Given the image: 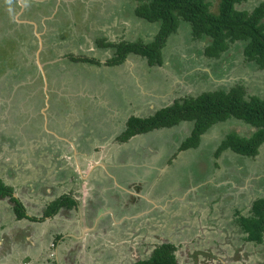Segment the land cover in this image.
<instances>
[{"label": "rangeland", "instance_id": "rangeland-1", "mask_svg": "<svg viewBox=\"0 0 264 264\" xmlns=\"http://www.w3.org/2000/svg\"><path fill=\"white\" fill-rule=\"evenodd\" d=\"M67 1V6L71 8L67 17H70L73 22H78L73 26L76 31L82 30L84 32L87 29L89 33L95 36V26L88 25L86 19L91 13L100 19L102 18L101 20L109 19V17L113 18L111 22L114 23L111 26L116 29L113 33L115 36L114 42L138 39L149 42L158 31L156 24L146 23L143 19L133 17L135 11L134 0ZM124 1H126V5L123 8ZM210 1L211 8L216 11L219 0ZM260 1L245 0L242 4H239V7L252 10ZM43 4L46 5V3ZM33 6L36 10L30 9L31 12H40L42 16H46L44 23H47V26L50 22L53 23L54 16L57 14L54 15L52 11L41 8L43 5L35 4ZM128 11L131 14L128 13L126 17L125 14ZM27 13L29 14L28 10H25L22 14L19 13L17 17L24 19L28 17ZM71 19L66 20L70 21ZM51 23L52 26L50 27H54ZM64 23L65 20L62 24ZM105 33L107 32L101 33L103 38H98L97 44L106 42L104 40L107 39ZM206 44L205 39L194 38L187 25H183L168 38V42L163 49V64L151 65L146 57L130 54L127 60L121 64V66L126 65L124 72H120V76L113 79L111 83H120L122 86L128 83L127 85L131 89L136 86L134 92L138 96L146 98L145 103H143V105L146 104L145 106L140 107V105H137L138 109L141 108L139 115H144L143 117L154 114L158 109L172 104L175 100L197 96L204 91L219 87L231 88L239 84L246 88L248 96H264V69H256L244 60L240 44H233L219 58L208 57L204 54ZM113 51L108 52L109 55H112ZM29 55H31V58L25 57L22 61L14 58L12 63L14 66L10 67L7 80H1L5 82H0L2 84V87L0 85V136L1 134L9 135L13 137L12 139L17 140L15 136L22 134L23 131L24 135H27L28 128L36 132L38 129L36 125L41 122L43 124L44 114H41V110L44 109L46 114L50 116L51 121L55 122L54 120H56V124L50 121L51 124L48 129L51 131L57 129V133L61 137L55 139L56 137L52 133L38 130L37 133L40 137L33 134V136H37L35 138L31 135L34 138L33 142H29L30 137L19 138L24 142L22 147L30 146L27 151L30 158L36 164H40L38 153L41 151V142L48 143L49 141L51 149H58L60 144H63L70 135H73L75 140L79 141L80 133L79 131L72 133L71 128L66 127L73 125L66 123L71 119V115L68 113L71 110V105H69L71 101L67 102V100H63L58 96L61 99V101L59 100L61 107H47L44 105L46 94L39 87V83L43 82L42 76L40 79L35 78L39 82L37 86H34L36 87L34 90H31L28 84H25L24 88L14 89L16 82L22 83L23 78L27 81V77L30 81L31 76L34 77L38 71L36 68L34 69L36 62L33 53L29 52ZM106 57L104 58L108 61L110 57ZM98 58L102 59L101 57ZM101 63L106 64L107 62ZM28 64L33 65V68L30 67L32 70L26 68ZM94 69L85 71L78 66L72 71L71 78L78 84L76 89L80 88L81 85L84 87L82 83L88 78L95 77ZM7 70L0 72V79H3L2 76L5 75L4 73ZM32 71L35 72L32 74ZM35 77H38L37 73ZM51 82L53 83L54 80L51 79ZM96 82L99 83L100 81L96 79ZM104 84L105 82L102 85L107 87ZM60 86L61 84L55 86L58 90H48V94L54 96L52 99L49 98L51 102L54 101L58 91L63 94L70 93L69 85H64V88H60ZM5 91H8L9 95ZM108 91L109 89L100 90L98 92L99 97L96 96L93 101H96L97 106L102 107V109H107V111L113 109L116 114L123 110V118L119 121L121 124L124 123V128L120 132L122 133L126 128L128 119L133 116H125L128 115L130 110L129 96L127 93L125 94L126 98L121 96L122 100L116 102L115 98L110 95V101H112L110 102ZM21 94L24 96L17 103ZM14 95L16 97L13 99ZM106 100L109 101V104L106 103ZM67 113L68 119H65L64 116ZM60 122L64 124L61 125ZM34 126H36L35 129ZM73 128L79 130L80 124L73 126ZM82 128L84 130L85 126ZM166 128L159 131L154 129L144 134V136L141 133L137 138L142 136L145 137L146 141L143 143V148L136 149V151L139 150L136 152L139 158L134 159L133 156L127 155V158L121 160V162H148L153 165V168L147 170H130L133 174L145 173L147 185L139 192L144 193L147 190L152 199L150 205H148L150 207L152 205V208H148L146 217L135 219L132 216V219L135 220L134 223L138 224V228L132 230L130 234L124 232L120 237L110 233L115 238L108 239L106 246L103 248L94 249L89 245V249L86 246L81 251H77L73 247L79 243L78 238L75 236L79 228L73 229L72 227L60 231V234L63 235L61 239H55V236H51L47 241V248L41 242L39 246L42 247V250H35L37 251L35 252L31 249L27 251V245L30 243H27L24 238L27 240L28 233L32 239L37 240V238L32 230L28 229L27 225L30 222L26 220L25 222L28 223L24 224L23 219L22 222L17 221L13 202L6 197L0 199V264H55L58 262V264H134L140 259L149 258L156 246L165 241H171L176 246L175 253L178 264H264V240L262 242L246 240L245 234L239 230L238 225L239 216L248 215L251 212L253 201L264 196V143L260 146L259 153L253 157L243 156L231 149L216 154L222 140L233 129L242 135L251 134L253 128L236 118H230L212 125L201 136L197 147L187 149H181V145L191 136L193 121H181ZM60 131L62 132L60 133ZM155 132L156 134L153 137L152 135ZM9 136H4L2 140L5 143L4 147L7 146L9 156H14V160H12V157L8 159L10 165L14 166L6 168L0 162V178L6 184L13 186L14 194L23 202L25 199H22L17 191V188L21 190V187L14 184L18 163H16L17 158H15L17 153H13V150L18 144L10 142ZM35 139H38V141ZM155 142L161 143V145H157L155 150L150 153L149 149L153 148ZM131 145L133 143H130ZM39 146L40 148L37 151ZM49 150H45V162L46 160L49 162L51 158ZM60 163L62 164L61 160ZM40 174L42 175V173ZM151 177L152 183L148 182ZM192 182L196 184L191 185ZM148 183H151V187ZM197 189H199L198 192ZM65 195L70 196L67 193ZM152 202H157V206H154ZM23 203L25 207L31 210L29 202ZM44 203L45 201L37 202L38 205ZM32 208L35 214H43L37 207ZM30 228L33 229L31 224ZM5 236L9 237L6 240L7 242L4 240ZM17 236L20 241L18 245H16ZM59 239L58 249L65 250L67 255L70 254V256L63 259L55 251L56 242ZM82 245L83 242L80 246ZM40 251L46 252V254L41 256Z\"/></svg>", "mask_w": 264, "mask_h": 264}, {"label": "crops", "instance_id": "crops-1", "mask_svg": "<svg viewBox=\"0 0 264 264\" xmlns=\"http://www.w3.org/2000/svg\"><path fill=\"white\" fill-rule=\"evenodd\" d=\"M67 2V0H0V7H2L0 12V72L8 69L4 73L5 75L2 76L3 79H0V82H5L1 80H7V73L10 67L14 66V64H12L14 58L21 59V61L25 57L31 58L29 52H32L36 62L34 69L36 68V70H38L36 72L38 77H35V73L34 77L31 76L32 79L30 81L28 77L27 81L23 78L22 83H15L14 89L24 88L25 84H28L31 90H34L36 88L34 86H37L39 82V80L36 79L42 77L43 82L39 83V87H41L43 91L56 90L57 87L55 86L58 84H61L60 88H64V85H69L68 88L70 93L63 94L58 91L53 102H51L49 98L52 99L54 96L45 93L46 101L44 105L47 107H61V103L59 102V100L61 101L60 98L67 100V102L71 101V104H69L71 105V110H69L70 112L68 111L71 115V119L70 121H66V123H71L73 125L66 127L71 128L72 133L76 131L80 133L79 141H76L74 136L70 135L63 144H60L58 149H51L49 141L48 143L41 142L42 147L41 151L38 153V162L44 165L36 164L35 161L30 158L27 152L30 146L22 147L24 142L20 140L24 139V137H30L31 140H29V142H33L32 140H34V138H32V136L33 134L39 135L37 133L38 130H45L46 132L52 133L55 135V139L61 137L58 135L57 129L55 131L48 129L53 121L50 120V116L46 114L44 109H42L43 111L41 110L42 113L40 112L44 114L43 124L41 122L36 125L38 128L36 132L28 128L29 131H27V135H24L25 133L23 131L22 134L20 133L15 136L17 140L12 139L13 137L9 135L1 134L0 136V162L6 168L14 166L10 165L8 160L11 157L13 158L12 160H14V156H9V152L6 148L7 146L4 147L5 143L2 139H4V136H9L10 142L18 144L13 150V153H17L15 158H17L16 163H18V167L16 168L18 171L16 174L17 176L14 178V184H16L17 187H21V190L17 188V191L20 197L22 196L21 198L25 199L23 202H29L31 205V210L26 207L28 214L41 217L43 214H35L32 207H37L44 213V208L47 207V204L58 198L59 195H63V193H67L71 198L77 200V205L74 207H62L56 215L46 217L45 219L31 220L29 218H22L24 224L30 222L28 223L29 225H27L28 229L32 230L38 240L32 239L28 233L27 240L24 238L27 243H30L27 245V251L31 249H33V251L42 250V247L39 246L41 242H43L47 248L48 239L55 233L58 234L60 232V223L64 220L68 221V224H66L67 226H71L73 229L79 228V231L75 233L79 243L77 246L73 247L74 250L81 251V249L86 246H88L89 249V245L94 249L103 248L106 246L108 239L115 238V236H111L110 233L116 236L119 235V237L124 232L130 234L132 230L138 228V224L134 223L135 220L132 219V216H134L135 219H137V217H139V219L146 217L148 208H152V205L151 207L148 206L152 199L147 193V190L144 191V193L139 192L147 185L145 173H137L136 176H134L129 170L135 168L141 169L140 167L147 170V167L153 168V165L148 162H121L122 159L126 158L123 157V154L128 153L127 155H133L139 151H136L137 148H143V143H145L146 139L142 136L148 132L143 133L139 138H137V136L140 134H136L126 141L118 140L120 132L124 128V123L121 124L119 122L120 119L123 118V110H120L121 112L116 114L113 109L107 111V109L98 107L97 102L93 101L96 96L99 97L98 92H100V90L109 89L107 93L108 100L110 101L111 95L115 98L116 102L122 100L124 96L126 98L125 94L128 93L130 110L128 115L125 116H144L139 115L141 108L138 109L137 105H140V107L145 106L146 104L143 105V103H145L144 101L146 98H142L134 92L136 86L131 89L127 85L128 83L123 86L120 83H111L113 79L120 76V72H124L123 70L126 65L121 66V64L127 60L128 56L120 64L111 65L108 63H101L107 62L106 56L111 58L114 54L113 46L106 47L97 44V39L103 38L101 34L103 32H107L105 33L107 39H104L106 42L115 41L113 33L116 29H113L111 26V24L114 23L111 22L113 18L109 17V19L105 18V20H101L102 18L100 19L96 17L95 14L91 13L86 19L88 25L92 27L95 26V36L89 33L87 29L84 30V32H82V30L76 31L73 29V26L78 24V22H73L70 17H67L71 9L67 6ZM43 3H46V5ZM35 4L43 5L41 8L52 11L54 15H59H56L58 18L54 16L55 20L53 23L50 22L54 27H50L52 26L50 23L49 26H47V23V25L44 23L46 16H42L40 12H31V10H36L34 9L35 6H33ZM125 5L126 1H124L122 7L124 8ZM25 10L29 12V14L27 13L28 17L19 19L17 17L18 14H22ZM128 13L131 14L128 11L125 14L126 17ZM133 13V17H138L135 11ZM66 19L71 20L67 21ZM64 20L65 23L62 24ZM145 22L150 23L148 21ZM111 51H113V53L109 55L108 52ZM130 54L139 55L135 53ZM80 56L97 58L99 62L96 63L73 58H78ZM104 57H106V59ZM27 66V69L30 67L33 68V65L28 64ZM78 66L85 71L95 68L93 72L96 74L94 78H88L82 83L84 87L81 85L80 88L76 89L78 84L71 78V73ZM34 72L35 71H32V74ZM51 79L54 80L53 83ZM96 79L100 82L97 83ZM103 82H105L104 85L107 87L102 85ZM74 85H76L75 89L73 88ZM22 96L24 95L22 94ZM108 100H106L107 104H109ZM68 113L64 116L65 119H68ZM54 121L56 122V120ZM76 122L78 123L74 124ZM60 123L61 125L64 124H62V122ZM78 124H80L79 130L74 129L73 126L75 127ZM36 126H34V129ZM83 126H85L84 130L82 128ZM165 129L167 128H157L158 131ZM61 132L62 131H60V133ZM156 132L152 135L153 137ZM35 138H37V136ZM35 140L38 141V139ZM130 143H133V145L130 146ZM157 145H161V143L155 142L153 148L149 149L150 153L155 150ZM38 148H40V146L37 147V151ZM47 149H50L49 152L51 154L49 162L48 160H46V162L44 161V153ZM43 166H47L46 170L43 169ZM41 170L45 171L42 172ZM26 171L28 172L26 173ZM11 173L15 175L12 171ZM40 173H42V175ZM149 180L151 183L153 182L152 177ZM30 186L32 187L30 188ZM39 201H45V203L38 205L37 202ZM153 205L157 206V202L153 203ZM74 213L75 215H73ZM22 219L17 218V221H21ZM70 219H72V222L69 225ZM26 220L28 222H25ZM30 224L33 226V229L30 228ZM8 238L9 237L5 236L4 240L6 241ZM10 242L11 240L9 244ZM82 242L83 245L80 246ZM19 243L20 241L17 236L16 245ZM55 251L59 253L62 259L66 256H70V254H65V250L59 252L58 246L55 248ZM40 254L44 256L46 252L40 251Z\"/></svg>", "mask_w": 264, "mask_h": 264}, {"label": "trees", "instance_id": "trees-1", "mask_svg": "<svg viewBox=\"0 0 264 264\" xmlns=\"http://www.w3.org/2000/svg\"><path fill=\"white\" fill-rule=\"evenodd\" d=\"M135 14L158 26V31L149 42L121 40L101 42L102 46H113L114 54L107 63H122L130 53L142 55L151 65L164 63L163 49L171 34L183 25L191 30L196 39H205L204 54L219 58L233 44H240L244 60L256 69H264V0L252 10L239 7L245 0H219L218 8H211L210 0H134ZM98 63L97 58L73 57ZM236 118L249 124L250 135L236 130L229 132L216 150V154L231 149L243 156L253 157L264 143V96L247 95L243 85L231 88L219 87L193 96L175 100L172 104L158 109L154 114L140 117L131 116L119 140L126 141L136 134L149 132L161 127H171L181 121H193V129L181 145V149L197 147L201 136L214 124ZM207 176V175H206ZM204 176V177H206ZM202 177V176H201ZM196 184L192 182L191 185ZM199 189L196 191L198 192ZM14 188L0 178V199L9 198L18 219H45L59 212L62 207L72 208L77 201L65 194L52 201L41 217L28 214L24 203L14 194ZM69 195V194H68ZM68 201H65V200ZM239 230L245 239L252 242L264 240V196L256 198L248 215L238 218ZM176 246L165 241L156 246L149 258L134 264H178Z\"/></svg>", "mask_w": 264, "mask_h": 264}, {"label": "flooded vegetation", "instance_id": "flooded-vegetation-1", "mask_svg": "<svg viewBox=\"0 0 264 264\" xmlns=\"http://www.w3.org/2000/svg\"><path fill=\"white\" fill-rule=\"evenodd\" d=\"M30 69V68H29ZM0 85H1V87H2V84L0 83ZM5 93L7 94V95H9V92L8 91H5ZM45 93L47 94L48 93V91L46 90L45 91ZM17 95V94H16ZM16 95H14L13 96V99L16 97ZM49 97H50V95H49ZM23 98V96H22V94L20 95V97H19V99L17 100V103H18V101L19 100H21ZM16 114V113H15ZM128 154V153H127ZM127 154H123V157H128L127 156ZM131 156H133V158L134 159H136V158H139L138 157V155L136 154V153H134L133 155H131ZM133 163H135V162H133ZM41 164V163H40ZM41 165H44V164H41ZM141 169H143L142 167H140ZM151 167H147V169H150ZM43 169H45L46 170V166H43ZM139 168H135V169H133V170H138ZM44 170V171H45ZM130 170H132V169H130ZM130 170H129V172H130ZM131 174H133L132 172H130ZM134 176H136V174H133ZM148 182H151L150 180H148ZM148 184H151V183H148ZM77 201V200H76ZM67 208V207H66ZM58 213V212H57ZM56 213V214H57ZM56 214H54V215H56ZM54 215H52V216H54ZM50 217V216H49ZM71 222H72V219H70V221H69V225L71 224ZM66 224H68V221H65L64 223L63 222H61L60 223V226H61V230L60 231H62V230H65V229H69V228H72L71 226H67ZM53 236H55V239L57 238H60L61 239V237L63 236L62 234H60V232L58 233V234H54ZM60 239L58 240V242H56V248H57V246L59 245V242H60ZM55 244L53 243V246H54ZM61 250L59 249V252H60ZM57 261V260H56ZM55 261V262H56ZM59 263V262H58ZM58 263H55V264H58Z\"/></svg>", "mask_w": 264, "mask_h": 264}]
</instances>
